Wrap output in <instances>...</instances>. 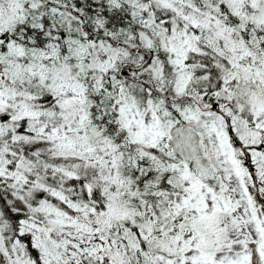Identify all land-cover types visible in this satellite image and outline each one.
I'll list each match as a JSON object with an SVG mask.
<instances>
[{
    "label": "snow or ice",
    "instance_id": "obj_1",
    "mask_svg": "<svg viewBox=\"0 0 264 264\" xmlns=\"http://www.w3.org/2000/svg\"><path fill=\"white\" fill-rule=\"evenodd\" d=\"M0 264H264V0H0Z\"/></svg>",
    "mask_w": 264,
    "mask_h": 264
}]
</instances>
